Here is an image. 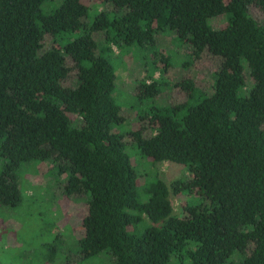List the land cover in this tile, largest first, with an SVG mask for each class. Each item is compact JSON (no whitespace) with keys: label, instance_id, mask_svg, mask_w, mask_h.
<instances>
[{"label":"trees","instance_id":"obj_1","mask_svg":"<svg viewBox=\"0 0 264 264\" xmlns=\"http://www.w3.org/2000/svg\"><path fill=\"white\" fill-rule=\"evenodd\" d=\"M98 1L113 10L92 11L86 0H0V206L21 205L22 165L54 162L66 175L64 195L89 197L84 259L107 252L116 264H235L238 253L240 264H264V25L250 13L264 0ZM222 16L226 26L214 29ZM166 30L194 59L208 51L221 66L211 93L185 80L186 102L140 116L131 139L141 155L191 175L171 186L146 176L140 185L115 131L125 118L112 97L110 45L155 46ZM160 59L163 73L171 58ZM155 60L138 85L145 102L161 93ZM73 71L76 84L67 86ZM172 194L194 197L182 217Z\"/></svg>","mask_w":264,"mask_h":264},{"label":"rangeland","instance_id":"obj_2","mask_svg":"<svg viewBox=\"0 0 264 264\" xmlns=\"http://www.w3.org/2000/svg\"><path fill=\"white\" fill-rule=\"evenodd\" d=\"M86 4L92 11L113 10L109 5H101L98 0H86ZM45 8L47 9V5ZM250 13L264 25V10L251 6ZM226 23L225 16H222L212 21L211 25L214 29H222ZM95 39L100 47L106 45L104 33L96 34ZM47 43L48 46L51 45L50 41ZM110 48L111 61L117 75L112 97L125 118V124L116 127L115 131L124 136L127 153L139 175L140 185H144L146 176L155 178L158 175L170 186L176 181L189 180L191 175L187 167L168 162L154 164L143 157L132 143L131 133L142 128L141 115L153 116L151 107L186 102L189 97L180 86L183 81L191 80L205 94L211 93L214 73L221 66V61L208 51L200 59H194L192 48L169 30L157 35L155 46H135L122 50L110 45ZM160 55L171 58V67L163 73ZM154 59L157 68L154 78L161 84V93L155 101L151 99L145 102L138 97V85L145 76L151 74L148 72H151ZM76 74L77 71L72 72V76L66 81L67 86H75ZM246 75L249 81L248 73ZM153 132L155 131L151 126L146 130L147 135ZM4 166L5 160L0 155V173ZM17 177L23 193L21 205L16 208L0 206V264H116L107 252L90 259L81 257L80 241L84 237L83 220L88 214L89 197H66L63 192L66 175H59L54 162L24 164ZM192 200V194H172L175 214L184 216V208ZM237 254L233 260L235 264H240L242 256Z\"/></svg>","mask_w":264,"mask_h":264}]
</instances>
